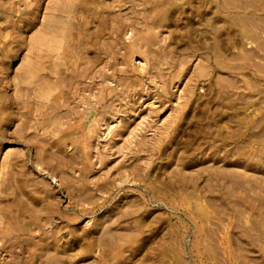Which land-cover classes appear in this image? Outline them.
<instances>
[{
    "label": "rangeland",
    "instance_id": "374dc122",
    "mask_svg": "<svg viewBox=\"0 0 264 264\" xmlns=\"http://www.w3.org/2000/svg\"><path fill=\"white\" fill-rule=\"evenodd\" d=\"M0 264H264V0H0Z\"/></svg>",
    "mask_w": 264,
    "mask_h": 264
},
{
    "label": "bare ground",
    "instance_id": "6f19581e",
    "mask_svg": "<svg viewBox=\"0 0 264 264\" xmlns=\"http://www.w3.org/2000/svg\"><path fill=\"white\" fill-rule=\"evenodd\" d=\"M67 8V7H66ZM70 8V7H69ZM64 10V9H63ZM149 22H151V21H149ZM90 110V109H89ZM98 121V120H97ZM98 123V122H97ZM98 125V124H97Z\"/></svg>",
    "mask_w": 264,
    "mask_h": 264
}]
</instances>
